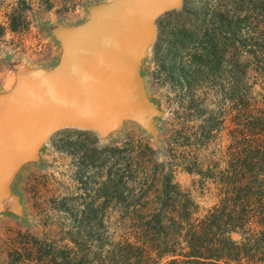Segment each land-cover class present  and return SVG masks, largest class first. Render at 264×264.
<instances>
[{"label":"rangeland","instance_id":"374dc122","mask_svg":"<svg viewBox=\"0 0 264 264\" xmlns=\"http://www.w3.org/2000/svg\"><path fill=\"white\" fill-rule=\"evenodd\" d=\"M101 1L0 0V92L15 81L11 62L46 64L61 48L51 26L79 24ZM157 30L142 75L164 112L162 146L133 121L107 138L53 133L13 181L24 211L0 214V264H169L184 257L143 243L142 224L162 209L202 219L241 169L254 174L243 149L245 133L264 141V0H184ZM252 202L251 221L232 233L239 258L226 264H264V193Z\"/></svg>","mask_w":264,"mask_h":264},{"label":"water","instance_id":"95a60500","mask_svg":"<svg viewBox=\"0 0 264 264\" xmlns=\"http://www.w3.org/2000/svg\"><path fill=\"white\" fill-rule=\"evenodd\" d=\"M184 0H110L89 5V17L51 31L61 44L52 67L14 60L13 85L0 92V214L23 215L12 184L42 147L63 128L107 138L127 121L139 124L161 147L157 118L163 110L142 75L158 30L157 20Z\"/></svg>","mask_w":264,"mask_h":264},{"label":"trees","instance_id":"16d2710c","mask_svg":"<svg viewBox=\"0 0 264 264\" xmlns=\"http://www.w3.org/2000/svg\"><path fill=\"white\" fill-rule=\"evenodd\" d=\"M257 139H252L245 133L244 143L247 146L243 149L246 155L243 167L254 173L253 175H247V172L241 169L239 177L237 175L228 181L232 192H227L228 194L221 198L204 218L195 222H191L190 213L178 210L165 212V209H162L153 213L151 219L142 224L147 239L143 243L147 242V246L154 248L160 256L171 254L184 257L174 258L169 264H226L238 260L241 245L233 238L232 233L251 221L249 213L255 191L264 193V176L261 177L264 171V141L258 142ZM233 155H238V151ZM260 213L264 215V206L261 207ZM245 218L246 223L241 224ZM166 219H169V223H165ZM261 225L264 234V217L261 219ZM179 237L186 243L185 252L178 253L176 250L180 244L177 239ZM128 247L139 250L136 253L140 254V250L142 255L145 253L143 247L134 243H128Z\"/></svg>","mask_w":264,"mask_h":264},{"label":"crops","instance_id":"0c3cea01","mask_svg":"<svg viewBox=\"0 0 264 264\" xmlns=\"http://www.w3.org/2000/svg\"><path fill=\"white\" fill-rule=\"evenodd\" d=\"M60 55H61V48L60 46L55 44V46L52 47L51 56L47 60V63L42 64L41 66L48 68L54 66L58 62Z\"/></svg>","mask_w":264,"mask_h":264}]
</instances>
